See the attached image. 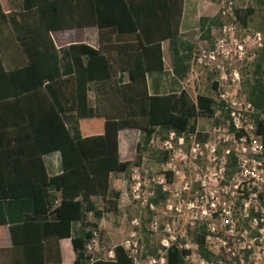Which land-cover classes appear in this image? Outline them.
Here are the masks:
<instances>
[{"label": "trees", "instance_id": "trees-1", "mask_svg": "<svg viewBox=\"0 0 264 264\" xmlns=\"http://www.w3.org/2000/svg\"><path fill=\"white\" fill-rule=\"evenodd\" d=\"M181 1L19 0L16 9L5 13L0 8V27H9L27 59V65L11 71H5L0 61V227L6 225L11 264H62L59 239H69L71 264H85L84 247L91 232L104 214L117 213L119 181L111 184L110 176H125L139 167L153 136L163 140L169 132L176 137L192 133L197 118L213 116L210 96L196 94L191 100L184 91L146 93L145 75L162 70V41H167L173 76L181 81L188 74L193 46L177 36ZM252 14V9L233 10L242 25ZM219 17L199 19L201 40L210 42V29L220 25ZM87 26L97 29L98 48L69 45L60 56L50 31ZM263 62L264 53L253 63L244 88L264 145V121L259 118L264 115L259 77ZM105 82L110 93L119 95L122 116L104 118L87 106V85ZM210 89L215 90V83ZM67 111L76 116L72 133L61 117ZM78 120L82 126L100 125L101 134L81 136ZM125 128L136 129L140 137L133 159L119 162L116 135ZM52 151L59 153L61 173L47 177L41 156ZM154 159L165 161L167 154L156 150ZM165 196L156 188L150 201L156 204ZM191 235L198 256L214 261L205 245L206 227L200 225ZM186 255L187 251L170 246L165 264H185ZM91 264H130V260L115 246L112 260Z\"/></svg>", "mask_w": 264, "mask_h": 264}, {"label": "built area", "instance_id": "built-area-1", "mask_svg": "<svg viewBox=\"0 0 264 264\" xmlns=\"http://www.w3.org/2000/svg\"><path fill=\"white\" fill-rule=\"evenodd\" d=\"M231 10L230 2L220 0L219 16H231ZM252 41L256 48L264 53V38L255 33ZM224 42V38L217 39L214 48L206 54L202 51L200 57H195L192 52L190 63L195 60L204 67H211L217 57L221 60L226 59L228 52L223 48ZM213 70L218 77L211 81L215 83V90H212L215 105L214 114L210 118L212 120L210 129L198 131L195 128L192 133L181 134L178 137L173 132H169L156 146L159 151L165 152L170 157L166 166H170L171 160L178 156L183 166L198 171L199 175L195 179L196 189L190 195L193 199L185 204L187 210H195L191 217L192 222L188 226L191 242L186 241L184 235L187 231L182 230L180 234H172L162 239L153 250V254H146L140 246L142 239L138 231H131L127 238L115 245L122 248L130 264H165L166 250L174 245L177 249L188 252L184 257V263L192 255L196 264H222L224 259L222 255L213 253L207 246L214 256V261L206 262L198 256L191 233L200 225H204L209 232L205 238V245L208 239L215 237L223 249L229 240L227 235L231 237V233L238 230H241L239 237L243 240L249 237L248 245L241 247L243 252H248L252 243L260 244L264 241V145L260 135L256 133L255 111L247 101L246 93H240L235 71L227 77L221 62L218 64L216 62ZM261 81L264 86V79ZM259 118L264 121V115H260ZM156 137L153 136L149 144ZM185 143H187L186 150L183 152L182 147ZM174 144L177 145L176 149ZM219 148L220 153L217 152ZM202 158H205L208 164L204 165V168L196 165V162ZM168 170L178 177V172L173 168ZM180 179L184 177L180 176ZM162 180L155 184L159 186L157 188L160 192L165 193ZM138 187L139 184L131 191L133 199L138 198ZM180 191L188 196L192 190L185 181ZM154 195L153 190L147 192V199L142 200L141 203L149 211L154 210L150 201ZM204 219L214 221L216 224L210 225ZM195 222L205 223L192 226ZM131 225L136 229L139 227L135 220ZM148 229L152 234L157 231L158 225L154 219L149 223ZM219 231L225 233L226 238L221 236ZM166 232L168 233V230ZM97 236V231L93 230L89 242L84 247L85 255L88 257L85 264H91L95 260L113 259L115 246L99 255ZM180 241L184 242L179 244ZM230 257L233 261L240 260V257L232 252Z\"/></svg>", "mask_w": 264, "mask_h": 264}, {"label": "rangeland", "instance_id": "rangeland-1", "mask_svg": "<svg viewBox=\"0 0 264 264\" xmlns=\"http://www.w3.org/2000/svg\"><path fill=\"white\" fill-rule=\"evenodd\" d=\"M227 1L231 3V16H220V25L210 30V42H202L195 39L193 41L192 50L195 57H200L202 51L206 54L214 48L213 46L217 39L224 38L225 45L223 48L225 52H228V55H226L227 58L221 60V58L217 57L211 67H204L195 60L192 62L191 69L188 73V82L184 86L191 100L194 99L196 94L214 97V92L210 89V83L218 77L213 70V65L216 62L217 64L219 62L222 63L227 77L230 76L232 71L236 72L240 93L245 94L244 85L252 77L251 72L253 71V63L262 54V52L256 48L252 38L255 33L260 34L261 38H264V0ZM234 9H252L253 14L249 17L248 22L242 25L234 18ZM261 70L262 73L259 77L262 80L264 79V62L261 65ZM211 126L212 120L210 118H197L195 121V128L198 131H207ZM159 141L160 139L158 136L153 138L152 142L149 144L148 150L142 154L140 166L131 168L128 174L124 176L122 194L117 201V213L104 214L98 222L95 230L98 234L97 243L99 255L108 251L113 246L120 244L127 238L131 231L135 230L136 232L138 231L142 239L140 246L146 254L148 253L147 250L152 251L156 249L162 239L172 234H180L183 232L182 230L187 231L184 236L186 241L191 242L188 226L189 223L192 222L191 217L194 215L195 210H187L185 204L187 201L190 202L193 199V196L190 195L196 189L195 179H197L199 174L198 171L190 170L188 167L183 166L178 156L171 160L172 164L170 166H166V163L170 159L169 156H167V160L165 161H156L154 159V154L156 150L159 151L156 147ZM186 145L187 143L182 147L183 152L186 150ZM176 148L177 145L174 144V149ZM217 152L220 153V148L217 149ZM206 164L205 158L196 162V165L202 166L203 168ZM168 168H173L178 172V177L174 176L173 172L169 171ZM165 173L167 175H165ZM180 176H183L184 179L181 180ZM161 179H163L162 184L166 190L164 193L166 194L165 199H158L156 204L152 203L154 210L149 211L146 207L141 205L142 200L147 199V192L152 190L155 191L157 187L159 188L155 182ZM182 181H186L192 190L188 196L180 193ZM137 184H139L138 198L133 199L131 191L133 188H136ZM160 193H162V191ZM152 219H154L158 225V229L154 234L148 231L149 223ZM133 220H135L139 226L137 229L131 225ZM205 222L210 223V225L216 224L214 221L210 220H205ZM204 223L195 222L192 226ZM166 230H168V233ZM218 233L226 238L225 233L220 231ZM240 233L241 230H238L233 231L231 237L227 235L229 236V240L226 247L223 249L219 242L216 241L215 237L208 239L206 246L213 253L222 255V258H224L222 264H264V241L260 244H249L250 250L248 252H243L241 251V247L243 245H248L249 237L246 235L247 237L243 240L239 237ZM183 242L180 241L179 244ZM231 252L235 256H239L240 260L233 261V258L230 257ZM194 258V256L190 255L185 260V264H196ZM0 264H9L8 251L1 244Z\"/></svg>", "mask_w": 264, "mask_h": 264}, {"label": "crops", "instance_id": "crops-1", "mask_svg": "<svg viewBox=\"0 0 264 264\" xmlns=\"http://www.w3.org/2000/svg\"><path fill=\"white\" fill-rule=\"evenodd\" d=\"M219 3L220 0H182L180 4V16L177 24V36L182 41L191 44L192 46L195 39L202 42L205 41L200 39L202 31L199 30L198 21L201 18L211 19L219 14ZM18 4L19 0H0V8L5 13L16 9ZM49 34L53 45L60 56V51L64 50L69 45L83 44L92 49L98 48L97 29L93 26L52 30ZM167 46V41L160 42L162 70L160 72H153L145 75V88L147 95H163L167 93L177 94L180 91L186 92L184 86L188 82V74L186 78L181 81L173 76L170 70ZM0 61L5 71L19 69L27 65V59L19 49L13 34L7 25L0 27ZM65 61L66 58H64V62ZM190 61L191 57L189 60V70L191 69ZM60 68L63 69L64 67L61 66ZM123 76V81L126 82V77L124 74ZM112 82H114V80H112ZM108 83L109 82H105L95 85L90 83L87 85L89 87L86 92L87 106L95 108L101 117L116 118V115H123L121 99L118 94L110 93L107 85ZM61 117L64 126L72 133L76 128L75 112H64ZM81 123L82 121H77L79 133L83 137L99 135L102 132V127L100 125L99 127H97L98 125L91 126L92 124L89 122L82 126ZM139 137L140 134L136 129L125 128L117 131L116 144L119 162H130L133 159L135 146ZM41 161L47 177H54L61 173V163L58 151H52L42 155ZM123 178L124 176L122 174L110 176L111 184L114 180L119 181L120 192L118 199L122 194ZM77 226L78 224L73 225V227ZM0 230V244L7 249L9 254V264H11L10 243L6 225L0 227ZM57 249L60 262L62 264H71L74 259V254L69 239H59L57 241Z\"/></svg>", "mask_w": 264, "mask_h": 264}]
</instances>
